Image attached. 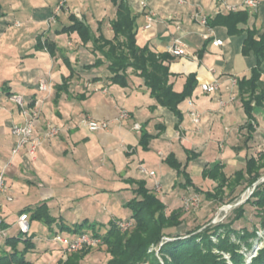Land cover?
Returning <instances> with one entry per match:
<instances>
[{
	"label": "crops",
	"instance_id": "1",
	"mask_svg": "<svg viewBox=\"0 0 264 264\" xmlns=\"http://www.w3.org/2000/svg\"><path fill=\"white\" fill-rule=\"evenodd\" d=\"M52 1L5 0V7L0 2V171L6 188L0 195V215L8 226L7 236L17 233V217L10 221L11 212L5 209L14 201L20 204L17 216L23 209L44 203L50 215L66 225L84 219L104 224L97 217L121 219L115 212L125 210L123 204L135 196L138 181L165 204L166 212L177 208L187 212L186 201L198 200V194L204 196L216 186L213 180L202 177L204 169L219 165L231 180L236 172H244L248 159L264 154L256 150L264 144V105L252 104L250 129L238 87L231 85L233 80L248 79L256 64L252 53H241L245 33L230 36L223 26L210 29L200 24L202 16L227 14L220 0H187L185 5L176 0H126L137 16L138 46H147L157 54L169 53L175 42L185 47V56L165 63L174 92L183 91L190 75L197 82L178 104V113L158 105L143 80L131 70L126 85L121 86L109 81L106 62L89 69L87 66L100 55L89 49L91 43L83 44L76 32L63 31L72 25V15L89 26L96 37L101 33L111 40L110 23L115 18L112 0H64L63 10L59 9L62 0ZM246 12L248 22L238 28L263 32L264 0H259L256 11ZM215 39L222 45H213ZM48 44H52L53 53ZM261 69L264 71V60ZM212 81L218 82V90L203 93L200 83ZM41 82H46L47 91L39 90ZM13 95L21 96L26 105L40 108L34 134L42 135L48 127L59 130L57 136L43 140L34 160L24 150L12 153L16 138L11 128L25 121L18 106L9 101ZM190 109L200 116L197 124L191 121ZM123 111L128 117L119 119ZM85 119L106 121L108 129L89 132ZM135 124L139 131L133 129ZM141 130L146 132V140H142ZM170 155L179 163V170L166 162ZM139 166L154 172V177L140 175ZM183 172L191 185L186 184ZM195 177L201 179L200 186ZM202 186L212 189L203 191ZM128 211L123 215H130ZM33 226L34 231L47 229L30 221V228ZM56 228L54 225L53 231ZM47 230L44 235L53 233ZM39 237L33 239L37 251L45 249V241Z\"/></svg>",
	"mask_w": 264,
	"mask_h": 264
},
{
	"label": "trees",
	"instance_id": "2",
	"mask_svg": "<svg viewBox=\"0 0 264 264\" xmlns=\"http://www.w3.org/2000/svg\"><path fill=\"white\" fill-rule=\"evenodd\" d=\"M112 3L115 7V18L110 23L114 34L111 40L106 39L100 33V26L97 29L100 34L96 37L89 26L73 18L72 15L70 16L72 25L63 31L76 32L83 44L91 43L92 52L100 55L101 58L95 59L92 65L87 66L89 69L99 67L106 62L110 74L109 81L121 86L126 85L127 72L131 70L143 80L144 86L150 90V96L158 105L178 113V104L189 96L196 86L195 76L187 77L181 93L174 92L169 83V67L165 64L174 57L169 53H154L147 46H138L136 41L137 16L126 0H112ZM249 17V13L246 11L218 13L213 18H206V26L210 29L215 26H223L230 36L245 33L241 53L244 56L252 53L255 56L256 64L250 70V77L236 79V85L243 110L248 118L246 125L251 129L253 105H264V78L261 79L264 74L261 69L264 60V31L255 28L244 31L239 29V25L247 24ZM210 41L211 39L208 38L207 42ZM51 46L52 44H48V49L53 53L54 50ZM61 87H65V85ZM141 133L142 140H146L148 137L146 132L141 130ZM142 146L145 148L144 142ZM166 162L179 170L180 165L172 155L167 157ZM221 168L217 165L212 169L203 170L202 177L209 178L216 183L212 192L204 193L205 199L221 204L228 196L230 197L228 202H233L239 197V194L232 197L233 193L238 186L243 184L245 185L243 190L247 188L252 191L250 196L243 204L233 209L234 218L231 222L215 226H200L184 234L164 233L166 229L177 228L182 224L183 210L177 208L167 215L165 204L145 188L143 181L135 182L137 184V188L133 190L135 196L123 204V208L130 211V220H132L130 221L132 223L130 231L128 229L126 232H121L119 223L122 220L120 219L109 220L106 228L104 224L89 222L87 219L66 225L60 219L52 217L44 203L34 209H23L20 214L29 213L31 222L42 224L52 231L53 235L61 232L69 237L87 234L98 239L99 246H104L110 256L106 264H140L144 262L150 264H228L220 254L213 253L214 249L227 254L231 264H245L243 254L239 253L240 244L232 242L231 238L235 236L239 243L250 249L252 241L258 237L257 231L263 232L264 235V182L257 184L254 189L252 187L261 177L260 171L264 168V154L248 159L244 172H236L231 180L225 177ZM182 174L186 184L191 185L188 175L184 172ZM195 191L200 193L197 188ZM246 204L257 211L258 228L235 230L232 225L242 218ZM54 225L59 232L53 231ZM7 227L3 220L0 231L6 230ZM101 229H105V231L101 232ZM35 237L30 229L27 234L17 231L14 236H0V264H35L34 261L27 258L29 254H41V251L36 250V244L33 241ZM163 238H169L170 241H165ZM213 238H216L217 242H214ZM158 246L162 262L150 250L152 247ZM90 250L91 247H84L78 253L70 255L66 261H60L59 264H79ZM248 264H264V247Z\"/></svg>",
	"mask_w": 264,
	"mask_h": 264
},
{
	"label": "rangeland",
	"instance_id": "3",
	"mask_svg": "<svg viewBox=\"0 0 264 264\" xmlns=\"http://www.w3.org/2000/svg\"><path fill=\"white\" fill-rule=\"evenodd\" d=\"M35 1H40V0H35ZM47 1H48L47 3H49V4H51V2H53L52 0H47ZM0 2H1V5L3 7H5V0H1ZM61 2H60V4H61ZM62 3H63L62 5L59 4L60 10H63L64 7H66V2L63 1ZM185 4H187V2ZM53 8H54V4L50 8L51 10H49V11H52ZM59 9H58V11H59ZM68 13H69V11H68ZM202 17H204V16H202ZM54 21L58 22L57 19H55ZM59 23L60 22H58V24ZM89 49H91V48L89 47ZM262 144H260L256 150L263 152L264 151V144L263 145ZM260 174H261V177L264 176V168H262V170L260 171ZM260 178L257 181H259ZM194 180H195V183L197 185H199V186L201 185L200 184L201 183L200 178L195 177ZM244 186L245 185L243 184L239 188L236 189V195L239 194V197L233 202H228L225 199L226 201L221 203V204L212 203V202L206 200L203 195L198 194V200L196 198V200H197L196 204H193L191 207L189 206L188 207L189 210L187 212L183 211V216L181 218L182 224L177 228L166 229L164 231V233L165 234H171V235H176V234H180V233L184 234V233L191 231V230H194L195 228L200 227V226H206V225L215 226L217 224H222V223L226 224L228 222H231L232 219L234 218V213H233L234 208H231L228 210H226L225 208L228 206L235 205V203L237 201H239L240 199L246 198L248 191H251V190L247 189V188L243 190ZM255 187H253V189ZM202 188H204L203 191H205V190L208 191V190L212 189L210 186L209 187H203L202 186ZM8 206L9 207H5V209H7L8 211L11 212V214L9 215V220L11 219L10 221H12V220L16 219V217H18L17 216V214H18L17 209L19 208L20 204H19V202L14 201L13 203L9 204ZM124 211H122L120 213H118L117 211L115 212V213H117V214H115V216L121 217L120 220H122V222L119 223L121 232H126L128 229H129L128 231H130V229L132 228V223L130 222L132 220H130V215L124 216L123 215ZM166 214L168 215L169 213L166 212ZM97 219H102L105 228L107 227V225H108V219L107 218L105 219L103 216H99V217H97ZM232 228H234L235 230H240L241 228L252 230L253 228H258L257 211L252 206H250L249 204H246L244 207V214H243L242 218L239 219L238 221H235L232 225ZM56 229H57L56 232H59L58 228H56ZM15 230H16V232L18 231L17 229H15ZM46 230L41 231L40 229H38L37 231H34V226L30 228V231L32 234L35 233L36 236H38V237L40 236L39 238H43L45 241L44 242L45 243V249H41V254H39L38 258L37 257L35 258V256H37V255H34V254H29L27 256V258L30 261H34L35 264H59L60 261H63V262L66 261L70 255H72L74 253H78L79 251H81V250H77V251H73V252H67L66 250L63 249V247L61 245H59L58 243H56L54 241V239H53L54 235L53 234H49V233H48V235L43 234ZM103 231H105V229H101V232H103ZM60 234L66 236V234L64 232H61ZM262 234H263V232L257 231L258 237L254 238V240L252 241V247L250 249H248L247 246L239 243V241L236 240L235 236H232L231 241L235 242L237 244H240V252L239 253L243 254V256L245 258L243 262H245V264L250 263L251 259L253 257H255L257 255L258 251L264 247V235H262ZM260 235H262V238ZM163 239L166 241V239H169V238H163ZM213 241L217 242L216 238H213ZM160 245L161 244L159 243V246ZM159 246L158 247H152L150 250L153 251L155 257L158 260H160V262H162L161 256L158 253ZM213 253L220 254L223 257V259H225L227 261L228 264H231V262L229 260V256L227 254H225L223 252H219L215 249L213 250ZM109 258H110V256L106 252V248L104 246H101V245L99 246V242H98V244L96 246L91 247V250L79 262V264H106V262L109 260ZM140 264H150V263L144 262V263H140Z\"/></svg>",
	"mask_w": 264,
	"mask_h": 264
},
{
	"label": "built area",
	"instance_id": "4",
	"mask_svg": "<svg viewBox=\"0 0 264 264\" xmlns=\"http://www.w3.org/2000/svg\"><path fill=\"white\" fill-rule=\"evenodd\" d=\"M64 1V0H63ZM62 1V2H63ZM179 5H183L187 2V0H176ZM61 2L60 5L63 3ZM259 0H239L238 3L231 4L228 0H220V7L224 12H237V11H250L254 12L258 8ZM147 21H151V16L147 17ZM200 24L203 26H206V17H202L200 19ZM177 42L174 43L173 46H171L168 49V52L173 57H183L186 55V50L183 45H177ZM213 45L215 46H221L222 41L215 39L213 40ZM236 80H233L231 82V85H235ZM201 91L206 94H212L218 90V82L212 81L209 83H200L199 85ZM39 90L40 91H47L48 86L46 82H41L39 84ZM9 101L13 102L18 106L20 109V112L22 116L24 117L25 121L21 125H13L11 128L12 135L16 138V145L13 149L12 153L17 154L21 150H24L26 155L29 159L34 160L36 150L41 145L43 140L50 139L52 137L57 136L59 130L53 127H48L46 131L40 135V134H34V128L35 123L38 121L40 116V108L37 104L34 106L26 105L23 98L18 95H13L9 97ZM190 104V103H189ZM191 105V104H190ZM189 114L191 117V121L194 124H197L199 122V114L194 109L189 110ZM128 117L127 112H121L119 119H125ZM84 125L88 129L89 132H98V131H107L108 129V122L106 121H95L90 119L84 120ZM133 129L139 131L140 126L135 124L133 126ZM139 174L145 177H154L155 173L151 171H147L144 167L139 166ZM264 182V176H262L259 180V183ZM258 183V184H259ZM155 189L159 190L158 183L155 184ZM5 184H4V173L3 171H0V195L5 192ZM252 192V191H250ZM250 196V195H249ZM247 197V196H246ZM8 202L12 201V198H7ZM197 200L194 198L191 203L190 201L185 202L186 208L189 207V205L196 204ZM1 210V205H0ZM3 224V219L0 215V225ZM16 227L20 233L27 234L30 229V220L29 216L26 213H21L18 215L16 219ZM6 230L0 231V236H5ZM263 235V234H262ZM262 235H260L262 237ZM53 239L56 243L61 245L64 250L67 252H73L77 250H81L84 247H92L96 246L99 242L98 239L92 238L91 236L87 234H81V235H75L74 237H69L61 234H56L53 236Z\"/></svg>",
	"mask_w": 264,
	"mask_h": 264
},
{
	"label": "water",
	"instance_id": "5",
	"mask_svg": "<svg viewBox=\"0 0 264 264\" xmlns=\"http://www.w3.org/2000/svg\"><path fill=\"white\" fill-rule=\"evenodd\" d=\"M258 183H259V181L255 182V184H253V187H255ZM250 194H251V192L248 191V193H247V197H246L245 199H240L239 201H237V202L235 203V205H233V206H228V207H226V208H227V209H231V208H236V207L240 206L241 204H243V203L246 201V199L249 197ZM166 241H170V240H169V239H166Z\"/></svg>",
	"mask_w": 264,
	"mask_h": 264
},
{
	"label": "bare ground",
	"instance_id": "6",
	"mask_svg": "<svg viewBox=\"0 0 264 264\" xmlns=\"http://www.w3.org/2000/svg\"><path fill=\"white\" fill-rule=\"evenodd\" d=\"M226 210H228L227 208H225Z\"/></svg>",
	"mask_w": 264,
	"mask_h": 264
}]
</instances>
